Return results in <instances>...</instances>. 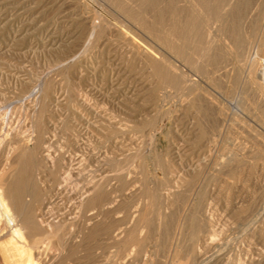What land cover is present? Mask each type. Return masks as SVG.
Returning <instances> with one entry per match:
<instances>
[{"label":"rangeland","instance_id":"rangeland-1","mask_svg":"<svg viewBox=\"0 0 264 264\" xmlns=\"http://www.w3.org/2000/svg\"><path fill=\"white\" fill-rule=\"evenodd\" d=\"M78 1L0 0V133L2 132L0 134V139L2 137L0 140V161L2 162H0V166L5 160V154L10 151V147L16 145L15 143L20 140L21 136L29 139L30 150L33 148L31 144L33 145L35 137L38 136L39 140L43 139L44 146L40 148L38 155H35V160H38L48 149H50L48 152L51 156H55L60 162L75 157L84 159L83 166L74 175L78 176L77 187L74 183L69 184L66 192L71 193L70 196L65 192L66 196L71 198L66 207L78 206V200H82L79 192L80 187L88 181L96 179V183L101 185L100 182L103 181L102 184H105L104 191H98L94 202L88 208L89 211L83 214L76 208L74 211H78V214L74 220H71L73 223L69 221L64 223L62 228L60 227L59 237H61L49 239L50 242L48 239L45 240L47 243L49 242L47 247H39L41 250L38 248V254H33L35 263L264 264V102L259 95L258 88L252 87L248 81L245 82L241 78L239 65L231 66L232 60L228 52L218 45L219 49L210 50L201 60V63L204 62L203 65L207 67H205L206 71L208 68L213 70L212 73L209 72V78L205 79L207 73L204 71L205 69H202L203 65L198 64L201 68L198 66L200 70L197 69L196 72L195 64L191 63L188 64L189 67L193 71L195 70V75L192 78L194 77L203 86L205 85L201 80L207 81L214 91L220 93L227 101L236 102L240 112L229 109L227 101H223L228 107L223 113H219L214 107L211 109L205 104V100L198 90L192 92L190 105L176 110L175 90L172 88L171 65H169L173 61V52L170 46L173 0H152L153 3L151 0H131V2L127 0L128 3L125 0H123L125 3L122 0ZM243 1L240 2L243 4ZM248 1V6L239 4L240 8L238 7L237 14L235 11L230 12V14L234 13L233 15L236 17L227 15L226 23H223V26L228 22L229 24L226 28L222 26L221 29L228 35L227 37L229 35L230 38L236 36L241 44V50H248L251 55L257 54L258 60H264V0ZM209 3L211 2H207L205 6H208ZM254 3H257L256 8ZM127 4L130 15L126 13L127 10L124 7ZM82 5L84 6L82 7ZM116 5L118 7L120 5L124 9L118 8ZM87 6L93 12L96 9V12L100 13L99 15L112 21L114 19L115 23H121L124 26V31L127 32L129 41L123 40L117 31L103 27V29H99L102 33L95 31L89 34L88 30L91 27L89 23L91 24L98 14L94 12V15ZM249 9H253L251 14L248 13ZM121 10H126L127 15ZM132 13L136 14L135 19ZM138 18L140 21L136 20ZM235 18H238V21ZM241 18L242 21L239 23ZM137 21L140 23L143 21L145 24L139 23L140 25H138ZM143 26L144 28H141ZM231 27L235 32L233 36H231ZM70 34L72 37H69ZM87 37L89 38L87 39ZM131 43L148 48L153 47V51L158 56L157 59H154L156 62L150 58H141L135 54L134 50L129 52L131 50L127 46L131 48ZM208 63L211 64L210 67L207 65ZM256 66H258L257 63ZM181 68L186 70L184 67ZM231 68L233 69L231 74L229 72L225 75L224 72ZM124 80L126 84H124ZM161 81L162 83H160ZM214 91L211 92L218 97ZM52 92L53 94H51ZM198 92L200 95H195ZM237 97L239 98L236 99ZM202 100L204 106L200 105ZM134 103L140 104L137 107V104L135 106ZM28 117L30 118L28 119ZM35 121L36 123H34ZM108 126L112 128L110 129ZM4 131L6 135L9 133L7 135L9 137L5 136ZM4 136L6 138H3ZM45 147L47 150L44 149ZM92 149L94 153H91ZM142 149H145L144 152ZM17 151L14 153L15 156L12 154L11 158L13 157L12 159L15 161L22 160V155H24L21 152L22 149ZM111 156L112 158H110ZM119 158H122V162ZM106 159H108L107 163H104ZM103 163L105 166H102ZM98 164L101 165L98 166ZM119 164L122 167H119ZM46 165L47 168H50L48 162ZM182 165L183 169L180 167ZM37 170L36 162L27 169V172L30 177L33 176L31 178L34 180L40 177L44 181L40 183L41 187L49 184L52 176L48 174V171L37 174ZM111 171L117 174L116 177L111 174ZM14 172L16 171L14 170ZM10 174L8 172L6 176ZM101 176L107 177L100 180ZM119 183L122 185L120 186ZM104 192L105 195H103ZM150 193L155 196L153 197L152 194V197L148 196ZM102 196L104 197L102 198ZM134 196L139 198V201ZM130 198L135 199L131 200ZM59 201L63 200H58L56 203L60 204ZM86 201L87 199H85ZM117 209L118 211H116ZM110 217L112 220L109 219ZM81 218L83 219L81 220ZM110 223H113L112 226ZM114 224L119 226V230L116 225L113 226ZM80 228L81 231H79ZM116 229L119 233L118 237L113 236V233L117 232ZM120 229L125 233H120ZM74 234L76 236H73ZM26 240L30 244L32 239ZM34 250L33 248V253ZM14 258L17 259L18 256ZM0 264H5L1 256Z\"/></svg>","mask_w":264,"mask_h":264},{"label":"bare ground","instance_id":"bare-ground-1","mask_svg":"<svg viewBox=\"0 0 264 264\" xmlns=\"http://www.w3.org/2000/svg\"><path fill=\"white\" fill-rule=\"evenodd\" d=\"M58 1V0H57ZM88 1V0H87ZM108 1V0H107ZM116 1V0H115ZM127 1V0H125ZM129 1V0H128ZM127 1V3H128ZM143 1V0H142ZM149 1V0H148ZM158 1V0H157ZM156 1V2H157ZM242 0H173V6H172V13H173V23H172V31H171V50L173 52L172 55V62L169 64L171 65V82L173 85V89L174 91V98H175V105H176V110H179L180 108L187 107L188 105H190L189 101L192 100L190 99V96L192 94V92L194 90H198L201 94V97L204 98L205 100V104H207L211 109H213V107L219 112V113H223L224 111H226V109L228 108L223 101H227L224 97H222V95L218 92H215L213 87L205 80H201V82L205 85H201L199 84V82L194 79V77L192 78L193 75H195L193 69H191V67H189L188 64H195L196 66V72L197 69L200 70V65H203L201 63L202 58L205 56L206 53H208L210 50L213 49H219L217 48L218 45L220 47H222L225 51L228 52V55L230 56V59L232 60L231 62V66H235V65H239V68L241 70L240 74H241V78H243V80L248 81L250 83V85L253 87L258 88L259 90V95L261 97V99L264 102V60L263 59H259L257 57V54L251 55L249 54L248 50H241V44L240 42L237 40L236 36L234 35V29L231 27L232 30V34L231 36H233L232 38L227 37L228 35H226L223 31L222 26L223 23L225 24V19L226 17H228L227 15L230 14L231 11H235L237 14V11H239L240 5L246 4V6H248L249 2L248 0H244L243 4L241 3ZM263 1V0H262ZM20 2V1H19ZM56 2V1H55ZM60 2V1H59ZM76 3V1H74ZM77 2H79L77 0ZM123 2V0H122ZM131 2V0H130ZM146 2V1H145ZM160 2V1H159ZM163 2V1H162ZM172 2V1H171ZM182 2V3H181ZM207 2H211L209 3L208 6H205V4ZM73 3V2H72ZM81 3V2H80ZM125 3V2H123ZM134 3V1H133ZM136 3V1H135ZM148 3V2H146ZM150 3V2H149ZM151 3L152 0H151ZM166 3V2H165ZM181 3V4H180ZM17 4V3H16ZM87 4V3H86ZM85 4V5H86ZM131 4V3H130ZM129 4V5H130ZM137 4V3H136ZM135 4V5H136ZM140 4V3H139ZM156 4V3H155ZM240 4V5H239ZM252 4V3H251ZM256 4V5H255ZM88 5V4H87ZM93 5V4H92ZM124 5V4H123ZM134 5V4H133ZM132 5V6H133ZM253 5H255V8L257 6V3H254ZM37 6V5H36ZM46 6V5H45ZM64 6V5H63ZM84 5H82L83 7ZM97 6V4H96ZM95 6V7H96ZM142 6V5H140ZM154 6V5H153ZM163 6V5H161ZM88 7V6H87ZM114 7V6H113ZM116 7H118V5H116ZM126 7V13L130 12L127 9L128 8V4ZM124 7H119L118 8H122L124 9ZM130 7V6H129ZM139 7V6H137ZM136 7V8H137ZM155 7V6H154ZM158 7V6H157ZM239 7V8H238ZM242 7V6H241ZM244 7V6H243ZM253 7V6H252ZM78 8V6H77ZM86 8V6H85ZM140 8V7H139ZM138 8V9H139ZM142 8V7H141ZM184 8V9H183ZM258 8H260V6L258 5ZM257 8V9H258ZM82 9V8H80ZM134 9V8H133ZM15 10V9H14ZM41 10V9H40ZM55 10V9H54ZM59 10V8H58ZM87 10V9H86ZM88 10H92L89 9ZM87 10V11H88ZM96 12V9H94ZM120 10V9H119ZM131 10V9H130ZM135 10V9H134ZM141 10V9H140ZM191 10V11H190ZM68 11V10H67ZM79 11V10H78ZM83 11V9H82ZM81 11V12H82ZM101 11V10H100ZM124 11V10H121ZM124 11V14H126ZM142 11V10H141ZM196 12V13H192V12ZM242 11V9H241ZM253 11V9H249L248 13L251 14ZM263 11V10H262ZM57 12V11H56ZM84 12V11H83ZM93 12V10H92ZM93 12V14H94ZM139 12V11H138ZM191 12V13H190ZM89 13V12H88ZM97 13V12H96ZM104 13V12H102ZM135 13V11H134ZM142 13V12H141ZM140 13V14H141ZM168 13V12H167ZM61 14V13H60ZM86 14V13H85ZM98 15L95 16V18L93 19V21L91 22V24L89 23V25L91 27L89 31V34L94 33L95 31H100V28H104V29H108V30H114L117 31V33L121 34L123 40L125 41H129V37H127V32L124 31V26L117 22H113L111 19H108L102 15H99L100 13H97ZM105 14V13H104ZM123 14V13H122ZM133 14V13H132ZM139 14V13H138ZM139 14V15H140ZM194 14V15H193ZM234 14V13H233ZM233 14H230L231 16ZM258 14V13H257ZM36 15V14H35ZM95 15V14H94ZM107 15V13H106ZM127 15V14H126ZM128 15V16H129ZM242 15V14H241ZM246 15V13H245ZM110 16V15H109ZM132 16V15H131ZM134 19L136 14L134 15ZM138 16V15H137ZM234 16V15H233ZM91 17V16H90ZM230 17V16H229ZM236 17V16H234ZM233 17V18H234ZM250 17V16H249ZM253 17V16H252ZM86 18H87V14H86ZM89 18V16H88ZM93 18V17H92ZM111 18V17H110ZM131 18V17H130ZM44 19V18H43ZM97 19V21H96ZM121 19V17H120ZM152 19V18H151ZM231 19V17H230ZM238 18H235V20ZM246 19V18H245ZM61 20V19H60ZM72 20V19H71ZM70 20V22H71ZM91 19L89 18V21ZM124 20V19H123ZM138 21V19H136ZM135 20V21H136ZM172 20V17H171ZM227 20V19H226ZM126 21V20H125ZM138 25L140 24H145L143 21L142 23L138 22ZM229 21V19H228ZM234 21V20H233ZM232 21V22H233ZM242 21H239V23ZM231 22V21H230ZM235 22V21H234ZM125 23V22H124ZM140 23V24H139ZM236 23V22H235ZM250 23V22H249ZM229 24V22L227 23ZM227 24L223 27L226 28ZM238 24V22H237ZM253 24V23H252ZM76 25V24H75ZM235 25V24H234ZM247 25V24H244ZM78 26V25H77ZM136 26V24H135ZM142 26V25H141ZM151 26V25H149ZM146 26V27H149ZM238 26V25H237ZM240 26V25H239ZM249 26V25H248ZM138 27V26H137ZM153 27V26H151ZM228 27H230L228 25ZM74 28V27H73ZM102 28V29H103ZM141 28H144L141 27ZM224 28V29H225ZM126 29V28H125ZM130 29V28H129ZM128 29V31H129ZM250 29V28H249ZM42 30V29H41ZM81 30V28H80ZM230 30V28H229ZM251 30V29H250ZM261 30V28H260ZM46 31V30H45ZM105 31V30H104ZM148 31V30H147ZM63 32V31H62ZM101 32V31H100ZM237 32V31H236ZM102 33V32H101ZM107 33V32H106ZM112 33V32H111ZM110 33V34H111ZM164 33V32H163ZM162 33V34H163ZM76 34V33H75ZM114 34V33H112ZM111 34V35H112ZM150 34V33H149ZM155 34V33H154ZM252 34V33H251ZM105 35V34H103ZM116 35V34H115ZM247 35V34H246ZM245 35V36H246ZM102 36V35H101ZM110 36V35H109ZM108 36V37H109ZM248 36V35H247ZM69 37H72V35L70 34ZM85 37V36H84ZM91 38V36H89ZM87 37V39L89 38ZM100 37V36H99ZM106 37V36H104ZM119 37V36H118ZM166 36H164L165 38ZM254 37V36H253ZM24 38V37H23ZM86 38V37H85ZM101 38V37H100ZM103 38V37H102ZM121 39V37H119ZM168 38V37H167ZM48 39V38H47ZM80 39V38H79ZM105 39V38H104ZM116 39V38H115ZM166 39V38H165ZM258 39V38H257ZM83 40V39H82ZM90 40V39H89ZM88 40V41H89ZM106 40V39H105ZM117 40V39H116ZM87 41V40H86ZM87 41V42H88ZM257 41V40H256ZM72 42V41H71ZM91 42V41H90ZM110 42V41H109ZM106 43V42H105ZM128 44V42H125ZM130 43V42H129ZM21 44V43H20ZM75 44V43H74ZM77 44V43H76ZM79 44V42H78ZM83 44L84 41H83ZM258 44V43H257ZM111 45V44H110ZM164 45V44H163ZM81 46V45H80ZM83 46V45H82ZM131 48H129L127 46L128 49H130L132 52V50L135 51V54L141 56V58H145V59H157L158 56L156 55V52L153 51V47L152 48H148V47H144L140 44H136V43H131ZM216 46V48H215ZM255 46V45H254ZM52 47V46H51ZM74 47V46H73ZM78 47V46H77ZM85 47V46H84ZM88 47V46H87ZM90 47V45H89ZM108 47V46H107ZM164 47V46H163ZM260 47V46H259ZM83 49V47H82ZM85 49V48H84ZM167 49V48H166ZM79 50V49H78ZM77 50V51H78ZM81 50V48H80ZM79 50V51H80ZM221 50V49H220ZM73 51V50H72ZM128 51V50H126ZM125 51V52H126ZM219 51V50H218ZM222 51V50H221ZM259 51V50H258ZM261 51V50H260ZM2 52V51H1ZM124 52V53H125ZM224 52V51H222ZM252 52V51H251ZM79 53V52H78ZM77 53V55H78ZM87 53V52H86ZM113 53V52H112ZM159 53V52H158ZM76 54V51H75ZM82 54V53H81ZM80 54V57H81ZM115 54V53H114ZM216 54V53H215ZM133 55V53H132ZM210 55V54H209ZM259 55V54H258ZM169 56V55H168ZM211 56V55H210ZM209 56V57H210ZM79 57V56H78ZM134 57V56H133ZM138 57V56H137ZM161 57V56H160ZM159 57V58H160ZM132 58V57H131ZM139 58V57H138ZM140 58V59H141ZM224 58V57H223ZM79 60V59H78ZM228 60V59H227ZM226 60V61H227ZM155 61V60H154ZM218 61V60H217ZM229 61V60H228ZM122 62V61H121ZM125 62V61H124ZM147 62V61H146ZM156 62V61H155ZM158 62V61H157ZM206 62V61H205ZM230 62V61H229ZM129 63V62H128ZM166 63V62H165ZM168 63V62H167ZM166 63V64H167ZM217 63V62H216ZM222 63V62H221ZM256 63L258 64V66H256ZM158 64V63H156ZM165 64V65H166ZM225 64V63H224ZM222 64V65H224ZM229 64V63H228ZM155 65V63H154ZM209 65V63L207 64ZM217 65V64H216ZM220 65V66H222ZM125 66V65H124ZM127 66V65H126ZM152 66V65H151ZM167 66V65H166ZM200 68H199V67ZM211 66V64L209 65V67ZM225 66V65H224ZM181 67H184L186 70H182ZM205 69L204 71H206V65H203ZM206 67V68H205ZM218 67V65H217ZM227 67V66H225ZM232 67V68H233ZM221 68V67H219ZM223 68V66H222ZM221 68V70H222ZM227 70L225 73L228 74L230 72H232L233 69ZM126 69V68H125ZM169 69V70H170ZM195 69V68H194ZM201 69V70H202ZM217 69V68H216ZM226 69V68H225ZM128 70V68H127ZM220 70V69H219ZM216 70V71H219ZM125 71V70H124ZM133 71V70H132ZM203 71V70H202ZM54 72V71H53ZM201 72V71H200ZM212 73L213 70H209V68L207 69L206 73L207 76L205 77V79L207 80L209 78L208 74ZM130 73V72H129ZM168 73V72H167ZM223 73V72H222ZM80 74V73H79ZM210 75V74H209ZM216 75V74H215ZM63 76V75H62ZM117 76V75H116ZM123 76V75H122ZM12 77V76H11ZM35 77V76H34ZM41 77V76H40ZM125 77V76H124ZM135 77V76H134ZM196 77V76H195ZM153 78V77H152ZM40 79V78H39ZM38 79V80H39ZM101 79V78H100ZM119 79V78H118ZM154 79V78H153ZM230 79V78H229ZM50 80V79H49ZM127 80V79H126ZM155 80V79H154ZM164 80V78H163ZM166 80V79H165ZM225 80V79H224ZM233 80V79H232ZM222 81V80H219ZM228 81V80H227ZM234 81V80H233ZM127 82V81H126ZM35 83V82H34ZM118 83V82H117ZM162 83V81L160 82ZM225 83V82H224ZM228 83V82H227ZM36 84V83H35ZM34 84V85H35ZM124 84L125 80H124ZM223 84V82H222ZM15 85V84H14ZM116 85V84H115ZM235 85V83H234ZM146 86V85H145ZM161 86V85H160ZM34 87V86H33ZM32 87V88H33ZM49 87V86H48ZM51 87V86H50ZM142 88V87H141ZM227 88V86H226ZM240 88V86H239ZM89 89V88H88ZM148 89V88H147ZM156 89V88H155ZM224 89V88H223ZM36 90V89H35ZM132 90V89H131ZM87 91V90H86ZM129 91V90H128ZM142 91V90H141ZM214 91L215 94L218 97H221L220 99L216 96H214V94L211 92ZM226 91V90H225ZM35 92V91H34ZM76 92V91H75ZM78 92V91H77ZM83 92V91H82ZM145 92V91H144ZM147 92V91H146ZM164 92V91H163ZM198 92V94L195 95H200ZM242 92V91H241ZM29 93V92H28ZM79 93V92H78ZM94 93V92H93ZM137 93V92H136ZM149 93V92H148ZM196 93V92H195ZM53 94V92L51 93ZM55 94V93H54ZM83 94V93H82ZM87 95V93H85ZM84 94V95H85ZM89 94V93H88ZM126 94V93H125ZM34 95V94H33ZM50 95V94H49ZM194 95V96H195ZM228 95V94H227ZM13 96V95H12ZM52 96V95H50ZM61 96V95H60ZM124 96V95H123ZM31 97V96H30ZM73 97V96H72ZM77 97V96H76ZM79 97V96H78ZM128 97V96H127ZM126 97V98H127ZM196 97V96H195ZM199 97V96H197ZM34 98V97H33ZM86 98V97H85ZM125 98V100H126ZM140 98V97H139ZM239 97H237L236 99H238ZM14 99V98H13ZM51 99V98H50ZM57 99V98H56ZM88 99V98H87ZM124 99V98H123ZM141 99V98H140ZM155 99V98H154ZM247 99V98H246ZM19 100V99H18ZM34 101V99H32ZM64 100V99H63ZM199 100V99H198ZM197 100V101H198ZM244 100V99H243ZM240 100V101H243ZM6 101V100H5ZM36 101V100H35ZM89 101V100H88ZM87 101V102H88ZM93 101V100H92ZM138 101V98H137ZM140 101V100H139ZM236 101V100H235ZM249 101V100H248ZM9 102V101H8ZM49 102V100H48ZM84 102V101H83ZM86 102V101H85ZM94 102V101H93ZM136 102V101H135ZM3 103H4V99H3ZM10 103V102H9ZM8 103V104H9ZM33 102H31L32 104ZM77 103V102H76ZM79 103V102H78ZM89 103V102H88ZM87 103V104H88ZM227 103L229 104V109L231 108L232 110H234L235 112H240V109L238 108V105L236 102H232V101H227ZM246 103V102H245ZM250 103V102H249ZM73 104V103H72ZM86 104V103H85ZM135 104V103H134ZM133 104V105H134ZM137 104V103H136ZM135 104V106H136ZM140 104V103H138ZM137 104V107H138ZM203 104V100L202 103H200V105L202 106ZM33 105V104H32ZM80 105V104H79ZM125 105V104H124ZM143 105V104H142ZM193 105V103H192ZM206 105V106H207ZM253 105V104H252ZM24 106V105H23ZM34 106V105H33ZM95 106V105H94ZM149 106V105H148ZM204 106V104H203ZM207 106V107H208ZM19 107V106H18ZM17 107V108H18ZM81 107V106H80ZM88 107V106H87ZM91 107V106H90ZM246 107V106H245ZM244 107V109H245ZM6 108V107H5ZM79 108V107H78ZM132 108V106H131ZM135 108V107H134ZM152 108V107H151ZM191 108V107H190ZM202 109H207L206 107H201ZM148 109V108H147ZM189 109V108H188ZM252 109V107H251ZM17 110V109H16ZM83 110V109H82ZM96 110V109H95ZM138 110V109H137ZM187 110V109H186ZM243 110V109H242ZM2 111V110H1ZM46 111V110H45ZM141 111V110H140ZM167 111V110H166ZM197 111V110H196ZM195 111V112H196ZM199 111V110H198ZM202 111V110H201ZM210 111V109H209ZM5 112V110H4ZM76 112V111H75ZM87 112V111H85ZM84 112V113H85ZM89 112V111H88ZM93 112V110H92ZM216 111H214L215 113ZM228 112V111H227ZM252 112V111H251ZM32 113V112H31ZM83 113V112H82ZM106 113V112H105ZM133 113V112H132ZM139 113V112H138ZM142 113V112H141ZM3 114V113H2ZM78 114H80L78 112ZM136 114V113H135ZM134 114V116H135ZM140 114V113H139ZM148 114V113H147ZM150 114V113H149ZM154 114V113H152ZM216 114V113H215ZM227 114V113H226ZM10 115V114H9ZM8 115V116H9ZM68 115V114H66ZM81 115V114H80ZM101 115V114H100ZM107 115V114H106ZM230 115V114H229ZM5 116V115H4ZM11 116V115H10ZM42 116V115H41ZM77 116V115H76ZM112 116V115H111ZM160 116V115H159ZM197 116V115H196ZM227 116V115H226ZM92 117V116H91ZM115 117V116H114ZM113 117V118H114ZM129 117V116H128ZM127 117V118H128ZM132 117V116H131ZM136 117V116H135ZM30 117H28L29 119ZM88 118V117H87ZM126 118V117H125ZM133 118V117H132ZM131 118V119H132ZM137 118V117H136ZM207 118V117H206ZM80 119V118H79ZM78 119V120H79ZM98 119V118H97ZM121 119V118H120ZM131 119H129L131 121ZM134 119V118H133ZM132 119V120H133ZM152 119V118H151ZM200 119V118H199ZM198 119V120H199ZM215 119V118H214ZM213 119V121H214ZM20 120V119H19ZM35 120V119H34ZM48 120V119H47ZM71 120V119H70ZM74 120V119H72ZM100 120V119H99ZM103 120V119H102ZM108 120V119H107ZM116 120V119H115ZM127 120V119H126ZM135 120V119H134ZM133 120V121H134ZM217 120V119H215ZM6 121V119H5ZM4 121V122H5ZM31 121V119H30ZM37 121V120H36ZM36 121L34 123H36ZM97 121V120H96ZM129 121V122H130ZM132 121V122H133ZM3 122V121H2ZM1 122V123H2ZM88 122V121H87ZM86 122V123H87ZM98 122V121H97ZM128 122V121H127ZM200 122V121H199ZM219 122V121H218ZM6 123V122H5ZM31 123V122H30ZM83 123V122H82ZM124 123V122H123ZM182 123V122H181ZM73 124V123H72ZM111 124V123H110ZM118 124V121H117ZM213 124V123H212ZM37 125V124H36ZM99 125V124H97ZM119 125V124H118ZM122 125V124H121ZM187 125V124H186ZM261 125V124H260ZM13 126V125H12ZM41 126V125H40ZM85 126V125H83ZM136 126V125H135ZM179 126V125H177ZM18 127V126H17ZM119 127V126H118ZM137 127V126H136ZM135 127V128H136ZM188 127V126H187ZM219 127V126H218ZM1 128V127H0ZM9 128V127H8ZM20 128V127H19ZM41 128V127H40ZM108 128H112L109 127ZM126 128V127H125ZM131 128V127H130ZM183 128V127H182ZM185 128V127H184ZM201 128V127H200ZM229 128V127H228ZM31 129V128H30ZM119 129V128H118ZM123 129V128H122ZM193 129V128H192ZM205 129V128H204ZM249 129V127H248ZM21 130V129H20ZM34 130V129H33ZM44 130V129H43ZM100 130V129H99ZM121 130V129H120ZM191 130V129H190ZM203 130V129H202ZM1 131V130H0ZM13 131V130H12ZM19 131V130H18ZM27 131V130H26ZM29 131V130H28ZM82 131V130H81ZM128 131V130H127ZM175 131V130H174ZM184 131V130H183ZM9 132V130H8ZM11 132V131H10ZM105 132V131H104ZM123 132V131H122ZM146 132V131H145ZM193 132V131H192ZM2 133V132H1ZM0 133V134H1ZM5 133V131H4ZM42 133V132H41ZM150 133V132H149ZM212 133V132H211ZM29 134V133H28ZM137 134V133H136ZM190 134V133H189ZM9 135V133L7 134ZM5 133L6 137L7 136ZM21 135V134H20ZM18 135V136H20ZM31 135H33L31 133ZM35 135V134H34ZM90 135V134H89ZM130 135V134H129ZM138 135V134H137ZM136 135V136H137ZM150 135V134H149ZM198 135V134H197ZM219 135V134H218ZM3 138H6V137ZM17 136V135H16ZM24 136V135H23ZM43 136V135H42ZM121 136V135H120ZM124 136V135H123ZM139 136V135H138ZM142 136V135H141ZM180 136V134H179ZM195 136V135H194ZM193 136V137H194ZM212 136V135H210ZM30 137V135H29ZM44 137V136H43ZM116 137V136H115ZM118 137V136H117ZM140 137V136H139ZM151 137V136H150ZM213 137V136H212ZM228 137V136H227ZM51 138V137H50ZM125 138V137H124ZM2 139V137H1ZM0 139V140H1ZM10 139V138H9ZM19 139V138H18ZM31 139V138H30ZM121 139V138H119ZM135 139V138H134ZM210 139V138H209ZM208 139V141H210ZM5 140V139H4ZM29 140V139H28ZM28 140L25 139L24 137H20V140L15 143V146H12V148L10 147V151H8L6 155V157L4 158L5 160H3V164L2 166H0V256L1 259L3 260V262L5 264H36L34 259H33V254H38L39 249L42 247H47L48 243L50 242L49 239H55L57 237H59V229L60 227L62 228L63 225H65L64 223H67L71 220H74V218L76 217V215L78 214V211H74L76 208H78L79 212H83L86 213L87 211H89V206L94 202L95 200V196H97L98 191L103 190L104 191V186L105 184H98L95 182V180H90L87 183L83 184L80 187V195L82 196L81 199L82 200H78V206L76 205H70L66 207V204L68 202L69 199L68 196H66L65 192L68 189L69 184H75V186L77 187L78 185V176L75 177L74 175H76V172L79 171L80 167L83 166V162L84 159L83 157L79 158L75 157L72 158L68 161H62L60 162L58 159L51 156V154L48 152V150L50 149H46V147L44 148L45 150H47L46 153H44L38 160H35V155L37 153H39L40 148H42L44 145V141L39 140L38 136L35 137V142L33 141V145L31 144V147L33 146V148L30 150L28 147ZM32 140V139H31ZM145 140V139H144ZM151 140V139H150ZM200 140V139H199ZM250 140V139H249ZM256 140V139H255ZM263 140V139H262ZM8 141V140H7ZM110 141V140H109ZM119 141V140H118ZM121 141V140H120ZM206 141V140H205ZM11 142V141H10ZM16 142V141H15ZM30 142V141H29ZM52 142V141H51ZM123 142V141H121ZM46 143V142H45ZM106 143V142H105ZM186 143V142H185ZM211 143V142H210ZM8 144V143H7ZM72 144V143H71ZM112 144V143H111ZM14 145V144H13ZM30 145V144H29ZM52 145V144H51ZM118 145V143H117ZM209 145V143H208ZM214 145V144H213ZM48 146V145H46ZM50 146V145H49ZM54 146V145H53ZM106 146V144H105ZM75 147V145H74ZM84 147V146H83ZM91 147V146H90ZM118 147V146H117ZM243 147V146H242ZM77 148V147H76ZM86 148V147H85ZM107 148V147H106ZM144 148V146H143ZM151 148V147H150ZM247 148V147H246ZM253 148V147H252ZM22 149L21 152H23L24 155L22 160L19 161H15V159H12L11 156L14 155L15 152H18L17 150ZM52 149V148H51ZM110 149V148H109ZM141 149V147H140ZM9 150V149H8ZM97 150V148H96ZM119 150V149H118ZM139 150V148H138ZM143 150V149H142ZM145 150V149H144ZM143 150V152H144ZM30 151V152H29ZM53 151V150H52ZM69 151V150H68ZM67 151V152H68ZM88 151V150H87ZM93 151V149L91 150ZM90 151V152H91ZM104 151V150H103ZM29 152V153H28ZM45 152V151H44ZM105 152V151H104ZM130 152V151H129ZM252 152V151H251ZM26 153V154H25ZM91 153H94L91 152ZM90 153V154H91ZM96 153V152H95ZM99 153V152H98ZM97 153V154H98ZM101 153V152H100ZM116 153V151H115ZM118 153V152H117ZM126 153V152H125ZM142 153V152H141ZM255 153V152H254ZM13 154V155H12ZM108 154V153H107ZM106 154V155H107ZM114 154V153H113ZM4 155V154H3ZM18 155V154H17ZM16 155V156H17ZM38 155V154H37ZM54 155V154H53ZM105 155V154H104ZM115 155V154H114ZM117 155V154H116ZM126 155V154H125ZM141 155V154H140ZM143 155V154H142ZM15 156V155H14ZM102 156V155H101ZM120 156V155H119ZM118 156V157H119ZM122 156V155H121ZM128 156V155H126ZM57 157V156H56ZM66 157V156H65ZM107 157V156H105ZM140 157V156H139ZM211 157V156H210ZM1 158V157H0ZM97 158V157H96ZM102 158V157H101ZM100 158V159H101ZM112 158V156L110 157ZM108 158V159H110ZM116 158V157H115ZM114 158V159H115ZM17 159V158H16ZM104 163H107V160ZM120 160L122 158H119ZM88 160V159H87ZM102 160V159H101ZM105 161V159H103ZM117 160V159H116ZM86 161V160H85ZM119 161V160H118ZM230 161V160H228ZM1 162V161H0ZM37 162V174L40 173H46L48 171V174L50 176H52L50 178V183L47 184L46 186L41 187L40 183H43L44 181L39 177L38 179L34 180L33 176L30 177V175L27 172V169L29 167H32L34 164H36ZM50 164V168H47L48 166L46 165V163ZM87 162V161H86ZM85 162V163H86ZM114 163V161H111ZM122 162V160L120 161ZM141 162V161H140ZM2 163V162H1ZM103 163L102 166H105ZM116 163V162H115ZM234 163V162H233ZM122 164V163H121ZM127 164V163H126ZM124 164V165H126ZM132 164V163H131ZM101 164H98V166ZM117 165V163H116ZM139 165V164H138ZM101 166V168H102ZM128 166V165H127ZM192 166V165H191ZM119 167L120 166L119 164ZM118 167V168H119ZM126 167V166H125ZM131 167V166H129ZM181 168L183 167L180 166ZM109 168V167H108ZM115 168V167H114ZM124 168V167H123ZM127 168V167H126ZM224 168V167H223ZM11 169V170H10ZM98 169V167H97ZM104 169V168H103ZM109 169H112L111 167ZM108 169V170H109ZM183 169V168H182ZM191 169V168H190ZM203 169V168H202ZM13 170V172L11 173V171ZM14 170L16 172H14ZM31 170V168H30ZM101 170V169H100ZM105 170V169H104ZM107 170V171H108ZM126 170V169H124ZM131 170V169H130ZM139 170V169H138ZM159 170V169H158ZM163 170V168H162ZM161 170V171H162ZM165 170V169H164ZM94 171V170H93ZM102 171V170H101ZM106 171V172H107ZM132 171V170H131ZM150 171V170H149ZM9 172L10 175L6 176V174ZM30 172V171H29ZM124 172V171H123ZM32 173V172H31ZM96 173V172H95ZM100 173V172H99ZM102 173V172H101ZM105 173V172H104ZM103 173V174H104ZM155 173V172H154ZM153 173V175H154ZM233 173V172H232ZM91 174V173H90ZM106 174V173H105ZM111 174L112 173L111 171ZM100 175V174H99ZM110 175V174H109ZM108 175V176H109ZM115 177L117 174H114ZM210 175V173H209ZM41 176V175H39ZM141 176V175H140ZM168 176V175H167ZM107 177V176H106ZM105 176H101L100 180L106 179ZM119 177V176H118ZM205 177V176H204ZM203 177V179H205ZM212 177V176H211ZM96 178V177H95ZM114 178V177H113ZM123 178V177H122ZM121 178V179H122ZM156 178H158L156 176ZM164 178V177H163ZM162 178V179H163ZM120 179V180H121ZM124 179V178H123ZM131 179V178H130ZM112 181L114 179H111ZM116 180V178H115ZM141 180V179H140ZM169 180V179H168ZM106 181V180H105ZM110 181V180H109ZM151 181V180H150ZM139 182V181H138ZM157 182V181H156ZM122 183V182H121ZM124 183V182H123ZM150 183V182H149ZM155 183V182H153ZM164 183V182H163ZM167 183V182H166ZM118 184V183H117ZM139 184V183H137ZM168 184V183H167ZM166 184V185H167ZM111 185V184H110ZM114 185V184H113ZM120 185V183H119ZM122 185V184H121ZM120 185V186H121ZM135 185V184H134ZM141 185V184H140ZM165 185V186H166ZM169 185V184H168ZM74 186V185H73ZM72 186V187H73ZM138 186V185H136ZM164 186V185H163ZM164 186V187H165ZM184 186V185H183ZM193 186V185H192ZM197 186V185H196ZM169 187V186H168ZM70 188V187H69ZM75 188V187H74ZM73 188V189H74ZM117 188V187H116ZM154 188V187H153ZM189 188V187H188ZM72 189V188H71ZM76 189V188H75ZM74 189V190H75ZM115 189V188H114ZM137 189V188H136ZM135 189V190H136ZM192 189V188H191ZM124 190V189H123ZM170 190V189H169ZM107 191V190H106ZM152 191V190H150ZM149 191V192H150ZM102 192V191H101ZM110 192V191H109ZM117 192V191H116ZM115 192V193H116ZM125 192V191H124ZM137 192V191H135ZM148 192V190H147ZM191 192V191H190ZM49 193V194H48ZM67 193V192H66ZM74 193V192H73ZM113 193V192H112ZM111 193V194H112ZM129 193V192H128ZM133 193V192H132ZM143 193V192H142ZM68 194V193H67ZM71 194V193H70ZM70 194H68L70 196ZM147 194V193H146ZM152 193L148 194V196H151ZM160 194V193H158ZM187 194V193H186ZM102 195V194H101ZM103 195H105V192L103 193ZM114 195V194H113ZM116 195V194H115ZM114 195V196H115ZM126 195V194H125ZM130 195V194H129ZM144 195V194H143ZM163 195V194H162ZM205 195V194H204ZM85 196V199H87V201L85 202V199H83V197ZM100 196V195H99ZM118 196V195H117ZM121 196V195H120ZM153 196V194H152ZM151 196V197H152ZM155 196V195H154ZM153 196V197H154ZM72 197V196H71ZM80 197V196H79ZM104 196H102L103 198ZM136 198V196H134ZM150 197V198H151ZM77 198V197H76ZM99 198V197H98ZM117 198V197H116ZM115 198V199H116ZM134 198V199H135ZM149 198V200H151ZM173 198V197H172ZM110 199V198H109ZM108 199V200H109ZM118 199V198H117ZM116 199V200H117ZM126 199V198H125ZM131 199V198H130ZM133 198L131 200H134ZM139 198H136V200H138ZM154 200V198H152ZM58 200H63L62 202L59 201L60 204L56 203ZM84 200V201H83ZM104 200V199H103ZM102 200V201H103ZM120 200V198L118 199ZM203 200V199H202ZM75 201V200H74ZM124 201V200H122ZM139 201V200H138ZM148 201V200H147ZM152 201V200H151ZM107 202V201H106ZM112 202V201H111ZM116 202V201H115ZM129 202V201H127ZM99 203L101 204V201H99ZM104 203V202H103ZM133 203V202H132ZM150 203V201H149ZM192 203V202H191ZM190 203V204H191ZM70 204V203H69ZM68 204V205H69ZM74 204V203H73ZM77 204V203H76ZM106 204V203H104ZM103 204V205H104ZM111 204V203H110ZM113 204V203H112ZM123 204V203H122ZM125 204V202H124ZM135 204V203H134ZM138 204V203H137ZM96 205V204H95ZM115 205V203L113 204ZM119 205V204H116ZM127 205V203H126ZM130 205V204H129ZM107 206V205H106ZM112 206V205H111ZM128 206V205H127ZM137 206V205H136ZM188 206V205H187ZM204 206V205H203ZM101 207V206H100ZM105 207V206H104ZM110 207V206H109ZM120 208V206H118ZM129 207V206H128ZM131 207V206H130ZM114 208V207H113ZM133 208V207H132ZM97 209V206H96ZM101 209V208H100ZM108 209V208H107ZM254 210V209H253ZM109 211V210H108ZM118 211V209L116 210ZM96 212V211H95ZM105 212V210H104ZM99 213V212H98ZM97 213V214H98ZM108 213V212H107ZM106 213V214H107ZM111 213V212H110ZM116 213V212H115ZM114 213V214H115ZM140 213V212H138ZM88 214V213H87ZM96 214V213H94ZM100 214V213H99ZM105 214V213H104ZM136 214V213H135ZM113 215V214H112ZM99 216V215H98ZM101 216V215H100ZM103 216V215H102ZM114 216V215H113ZM170 216V215H169ZM203 216V215H202ZM105 217V216H104ZM106 217H108L106 215ZM116 217V216H115ZM114 217V219H115ZM264 217V216H263ZM113 218V217H112ZM148 218V217H147ZM77 219V218H76ZM83 218H81L82 220ZM111 219V217L109 218ZM260 219V218H259ZM112 220V219H111ZM76 221V220H75ZM84 221V220H83ZM115 221V220H114ZM119 224H120V219L118 220ZM123 221V220H122ZM199 221V220H198ZM72 222V221H71ZM111 222V221H109ZM116 222V221H115ZM125 222V221H124ZM152 222V221H151ZM73 223V222H72ZM105 223V222H104ZM107 223V222H106ZM150 223V222H149ZM179 223V222H178ZM113 223H110V225ZM117 224V223H116ZM114 224L113 226L115 227ZM72 225V224H71ZM105 225V224H104ZM118 225V224H117ZM116 225V227H117ZM121 225V224H120ZM112 226V225H111ZM160 226V225H159ZM178 226V225H177ZM65 227V226H64ZM79 227V225H78ZM119 227V226H118ZM117 227V228H118ZM71 228V227H70ZM77 228V227H74ZM84 228V225L82 227V229ZM94 228V227H93ZM139 228V227H138ZM137 228V229H138ZM90 229V228H89ZM126 229V228H125ZM163 229V228H162ZM77 230V229H76ZM109 230V229H108ZM117 230V229H116ZM119 230V228H118ZM117 232L113 233V236H117L119 235ZM121 230V229H120ZM70 231V230H69ZM68 231V232H69ZM74 231V230H73ZM81 231V228L80 230ZM87 231V230H86ZM138 231V230H136ZM72 232V231H71ZM92 232V231H91ZM124 232V231H123ZM122 230L120 233H123ZM160 232V231H159ZM201 232V231H200ZM63 233V232H62ZM75 233V232H74ZM88 233V231H87ZM90 233V232H89ZM106 233V232H105ZM125 233V232H124ZM69 234V233H68ZM66 234V235H68ZM71 234V233H70ZM76 234V233H75ZM73 236H76V235ZM108 234V233H107ZM127 234V233H126ZM131 234V233H130ZM133 234V233H132ZM61 235V234H60ZM111 235V233H110ZM135 235V234H134ZM138 235V234H137ZM136 235V236H137ZM87 236V235H86ZM128 236V235H127ZM61 237V236H60ZM59 237V238H60ZM65 237V236H64ZM118 237V236H117ZM125 237V235H124ZM139 237V236H138ZM149 237V236H148ZM68 238V237H67ZM72 238V237H71ZM79 238V237H78ZM83 238V237H82ZM120 238V237H119ZM129 238V237H128ZM133 238V237H130ZM135 238V237H134ZM174 238V237H173ZM3 239V240H2ZM26 239H32L31 243L28 244V241ZM38 239H43V240H38ZM46 239H48V243L47 241H45ZM70 239V236H69ZM76 239V238H75ZM114 239V238H112ZM122 239V238H121ZM141 239V238H139ZM138 239V240H139ZM102 240V239H101ZM124 240V239H123ZM174 240V239H173ZM79 241V240H78ZM133 241V240H132ZM166 241V240H165ZM84 242V241H83ZM161 242V241H160ZM163 242V241H162ZM168 242V241H167ZM209 242V241H208ZM75 243V242H74ZM96 243V242H94ZM124 243V242H123ZM193 243V241H192ZM195 243V242H194ZM65 244V243H64ZM100 244V243H99ZM151 244V243H150ZM60 245H62L60 243ZM208 245V244H207ZM56 246V245H55ZM65 246V245H64ZM69 246V245H68ZM80 246V245H79ZM106 246V245H105ZM171 246V245H170ZM40 247V248H39ZM102 247V246H101ZM159 247V246H158ZM214 247V246H213ZM212 247V248H213ZM34 250V253L32 252V249ZM39 248V249H38ZM63 248V247H62ZM77 248V247H76ZM100 248V247H99ZM67 249V248H66ZM106 249V248H105ZM155 249V248H154ZM201 249V248H200ZM41 250V249H40ZM49 251V250H48ZM66 251V250H65ZM50 252V251H49ZM68 252V251H67ZM78 252V251H76ZM75 252V254H76ZM170 252V251H169ZM56 253V252H55ZM58 253V252H57ZM173 253V252H172ZM60 254V253H58ZM66 256V253H64ZM63 254V255H64ZM69 254V253H68ZM52 255V254H51ZM196 255V254H195ZM15 256H18V258H14ZM39 256V255H37ZM36 256V257H37ZM54 256V255H53ZM57 256V255H56ZM197 256V255H196ZM35 257V256H34ZM52 257V256H51ZM55 257V256H54ZM59 257V256H58ZM57 257V258H58ZM53 258V257H52ZM60 258V257H59ZM216 258V257H215ZM51 259V258H50ZM48 260V259H47ZM57 260V259H56ZM61 260V259H60ZM166 260V259H165ZM63 261V260H62ZM71 261V260H70ZM75 261V260H74ZM155 261V260H154ZM199 261V259H198ZM44 262V261H43ZM55 262V261H54ZM160 262V261H159ZM47 263V262H46ZM49 263V260H48ZM151 263V262H150ZM158 263V262H157ZM197 263V262H196ZM203 263V262H202ZM254 263V262H253ZM45 264V263H44ZM137 264V263H136Z\"/></svg>","mask_w":264,"mask_h":264}]
</instances>
